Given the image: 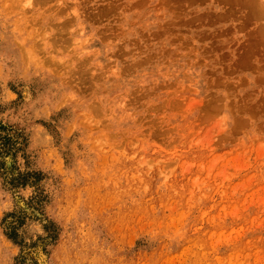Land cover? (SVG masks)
I'll use <instances>...</instances> for the list:
<instances>
[{"label": "rangeland", "instance_id": "1", "mask_svg": "<svg viewBox=\"0 0 264 264\" xmlns=\"http://www.w3.org/2000/svg\"><path fill=\"white\" fill-rule=\"evenodd\" d=\"M0 264H264V0H0Z\"/></svg>", "mask_w": 264, "mask_h": 264}, {"label": "bare ground", "instance_id": "2", "mask_svg": "<svg viewBox=\"0 0 264 264\" xmlns=\"http://www.w3.org/2000/svg\"><path fill=\"white\" fill-rule=\"evenodd\" d=\"M27 93H28V92H27ZM130 211H131V210H130ZM130 213H131V212H130ZM122 219H123V218H122ZM122 219H121V220H122ZM126 219H127V218H125V220H126ZM128 219H129V218H128ZM120 222H121V221H120ZM122 222H123V220H122Z\"/></svg>", "mask_w": 264, "mask_h": 264}]
</instances>
